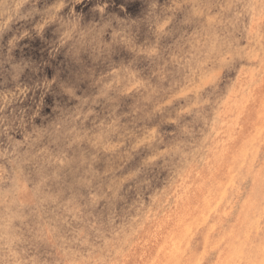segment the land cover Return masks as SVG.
<instances>
[{
	"label": "clouds",
	"instance_id": "obj_1",
	"mask_svg": "<svg viewBox=\"0 0 264 264\" xmlns=\"http://www.w3.org/2000/svg\"><path fill=\"white\" fill-rule=\"evenodd\" d=\"M0 264H264V0H0Z\"/></svg>",
	"mask_w": 264,
	"mask_h": 264
}]
</instances>
